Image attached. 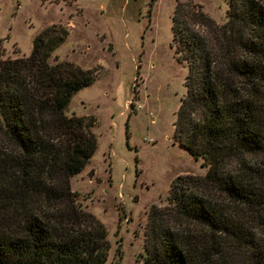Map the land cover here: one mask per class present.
<instances>
[{"label":"trees","instance_id":"16d2710c","mask_svg":"<svg viewBox=\"0 0 264 264\" xmlns=\"http://www.w3.org/2000/svg\"><path fill=\"white\" fill-rule=\"evenodd\" d=\"M227 2L223 23L194 0H178L172 15L188 65L175 139L208 170L178 174L169 204L149 209L141 264H264V0ZM67 36L54 23L30 55L0 59V264L108 260L105 224L71 183L98 136L67 108L97 70L51 61Z\"/></svg>","mask_w":264,"mask_h":264},{"label":"rangeland","instance_id":"374dc122","mask_svg":"<svg viewBox=\"0 0 264 264\" xmlns=\"http://www.w3.org/2000/svg\"><path fill=\"white\" fill-rule=\"evenodd\" d=\"M194 1L218 22L226 20L227 0ZM177 2L0 0V59L30 55L38 33L60 23L68 36L51 61L97 70L95 81L74 93L67 113L87 115L98 136L95 154L71 183L78 205L108 231L105 264L144 262L149 209L169 204L178 174L208 170L174 134L188 72L173 44Z\"/></svg>","mask_w":264,"mask_h":264}]
</instances>
